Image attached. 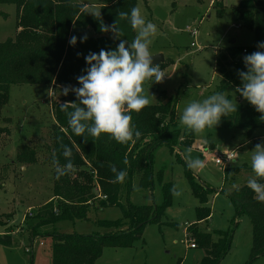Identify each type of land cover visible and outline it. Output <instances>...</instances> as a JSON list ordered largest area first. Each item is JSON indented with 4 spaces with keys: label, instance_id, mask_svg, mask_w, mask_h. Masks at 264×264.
Returning a JSON list of instances; mask_svg holds the SVG:
<instances>
[{
    "label": "rangeland",
    "instance_id": "rangeland-1",
    "mask_svg": "<svg viewBox=\"0 0 264 264\" xmlns=\"http://www.w3.org/2000/svg\"><path fill=\"white\" fill-rule=\"evenodd\" d=\"M74 1L86 4L87 10L92 12H97L98 4L102 2ZM239 1L136 2V9L146 21L155 25L150 51L153 54L161 53L166 63L161 69L165 73L162 81L151 84L146 81L145 90L149 87L153 95L150 104L157 102V94L161 90L174 99L176 122L181 130L184 127L179 117L183 107L193 99L203 100L216 92L220 79L216 70L218 51L231 44L251 47L255 43L253 31L236 20L234 6ZM219 2L221 8L217 5ZM15 21L14 4L0 3V41L15 35ZM80 31L87 36L94 34L91 27L81 28ZM109 36L115 38L111 31ZM64 86L68 85L13 84L10 86L9 100L1 109L0 126L8 130L0 136V234L8 232L12 241L9 245L0 243V264H50V237L43 233L103 234L112 229L98 222L121 218L128 204L160 205L163 196L156 175L160 169L161 180L172 181L174 191L170 204L159 220L146 224L141 238L132 246L104 247L94 264H201L204 249L198 246L191 248L189 244L193 239L185 235L187 227L195 222L198 201L190 191L184 164L187 165L188 159L196 158L201 159L205 167L188 168L199 182L212 189L207 200L211 207V218L199 226L209 231L235 227L230 249L219 264H264V254L249 259V218L246 215L234 217L233 204L226 195V192L255 177L250 167V156L257 143L264 144V127L254 129L249 138L244 137L237 128H205L200 134L193 133L194 140L190 146H177L178 156L170 153L167 146L161 145L156 149L152 161L155 177L151 189L139 188L135 180L128 195L122 185L118 204L104 207L90 204L86 218L45 223L38 227V234L32 236V227L38 221L36 213L46 205L53 206L57 200L53 196L54 167L49 153L53 140V101L64 96L61 94ZM50 92L54 95L51 96ZM233 92V86L229 85L224 93L233 99ZM68 95L76 99L72 92ZM234 98L237 105L246 101L241 96ZM208 143L214 145V150H204ZM21 144L37 148L34 162L15 160L17 146ZM228 150L235 152L236 160L223 166L215 163L213 156ZM224 168L230 171L226 177ZM96 186L102 193L95 182L93 187Z\"/></svg>",
    "mask_w": 264,
    "mask_h": 264
},
{
    "label": "trees",
    "instance_id": "trees-1",
    "mask_svg": "<svg viewBox=\"0 0 264 264\" xmlns=\"http://www.w3.org/2000/svg\"><path fill=\"white\" fill-rule=\"evenodd\" d=\"M136 2L102 0L98 4V11L92 12L87 10L86 4L74 0H0V3L14 4L16 18L15 35L0 41V118L1 109L9 100L11 85L79 86L76 77L82 75V69L86 67L85 55L90 51L98 53L100 49H114L122 39L130 44L136 30L119 13H130L132 8H136ZM217 5L221 8L220 2ZM234 13L238 22L253 31L255 43L251 47L231 44L218 51L216 70L220 79L216 92H225L229 85L233 86L234 91L240 86L237 70L246 71L242 57L258 51L257 43L264 41V0H240L234 6ZM115 23L123 36L116 37L113 33L115 38H112L109 36L110 31H101V24L110 26ZM86 27H91L94 34L86 35L87 39L81 43L80 37L85 34L80 29ZM73 35L77 37L74 46L68 42ZM165 64L164 61L158 64L160 70ZM235 96L240 97L239 93ZM228 97L230 99V95ZM69 101H74L69 95L53 101V140L49 160L54 167L53 196L57 200L53 206L46 205L36 213L38 221L32 227V236L37 235L38 227L45 223L86 218L90 204L99 207L118 204L122 185L128 195L135 180L139 188L151 189L155 177L152 161L156 149L165 145L170 153L178 156L175 148L190 146L194 140L193 133L178 127L176 102L167 97L164 90L157 94L156 103L142 108L139 113H131L132 123L141 132V136L124 144L116 142L107 133H101L98 138L87 133L83 137L75 135L68 124L67 112L72 109L62 111L59 106ZM258 127H264V121L260 120V113L245 101L238 104L236 113L227 118L222 117L215 128H237L244 137L249 138ZM7 130V127L0 126V136L6 134ZM64 145L71 149L69 157L63 155ZM36 155L35 146L21 144L17 146L15 160L31 163L36 160ZM69 161L71 169L57 177V164L63 168ZM181 161L184 162L183 159ZM114 166L126 171L127 175L122 182L115 181L111 170ZM223 171L225 177L230 172L228 168ZM160 173L161 169L156 175L163 196L162 203H130L121 218L98 222L111 228V231L103 234L43 233L50 237V264H94L106 246H132L141 238L146 224L158 221L171 202L174 186L172 181H162ZM184 174L192 195L198 201L195 206V222L187 227L186 236L193 239L191 243L194 247L204 249L201 264H219L230 249L235 227L209 231L199 226V223L211 217V207L207 200L212 189L199 182L186 164ZM93 182L99 184L105 198L96 197ZM260 182L264 183V180ZM226 195L233 204L234 217L246 215L249 218V259L253 260L264 254V202L256 198L247 183L226 192ZM11 241L8 232L0 234L1 244L9 245Z\"/></svg>",
    "mask_w": 264,
    "mask_h": 264
},
{
    "label": "clouds",
    "instance_id": "clouds-1",
    "mask_svg": "<svg viewBox=\"0 0 264 264\" xmlns=\"http://www.w3.org/2000/svg\"><path fill=\"white\" fill-rule=\"evenodd\" d=\"M127 18L131 27L137 30L132 42L120 40L114 49H100L99 52H89L84 56L86 67L83 74L76 77L79 86L68 85L61 89V94L72 92L76 99L65 102L60 106L67 112L68 124L77 136L85 133L99 137L107 133L120 144L139 138L141 132L132 123L131 113H139L148 106L153 95L145 90V82H161L163 73L158 64L152 62V52L149 46L155 33V25L141 15L140 11L132 8L130 13H119ZM100 16V13H99ZM101 31H111L116 37L123 36L116 23L110 26L101 24ZM87 36H81L84 42ZM69 44L74 46L77 37L71 36ZM127 45V46H126ZM258 51L245 54L242 57L246 71L237 70L241 84L235 88L233 99L218 91L203 100L193 99L188 102L180 113V124L188 132L200 134L205 128H215L222 117H230L238 109L235 94L245 99L255 111L260 113L264 121V41L257 43ZM149 84V86H150ZM63 155L69 157L71 149L63 146ZM250 156V167L255 174L249 178L247 186L256 194V198L264 202V144L257 143ZM229 161L236 157H228ZM55 162V160H54ZM189 168H204L201 159H188ZM71 169L69 161L63 168L57 164L56 176L64 175ZM116 182H122L127 173L123 169L112 167Z\"/></svg>",
    "mask_w": 264,
    "mask_h": 264
},
{
    "label": "built area",
    "instance_id": "built-area-1",
    "mask_svg": "<svg viewBox=\"0 0 264 264\" xmlns=\"http://www.w3.org/2000/svg\"><path fill=\"white\" fill-rule=\"evenodd\" d=\"M192 32L195 34L194 30H192ZM243 51H245V50H243ZM50 95L53 96L54 93L50 92ZM228 157H235V152L233 150H231V151L228 150V151H225V152H222V153H219V154H215L213 156V160L215 161V163L222 164V166H223L224 163H229L230 162ZM94 190L97 193L96 197L105 198V195H103L102 193L99 192V187L98 186L94 187ZM189 245H190V247H194L193 243H190Z\"/></svg>",
    "mask_w": 264,
    "mask_h": 264
},
{
    "label": "water",
    "instance_id": "water-1",
    "mask_svg": "<svg viewBox=\"0 0 264 264\" xmlns=\"http://www.w3.org/2000/svg\"><path fill=\"white\" fill-rule=\"evenodd\" d=\"M164 61V57L161 53L152 54V62L153 64H159Z\"/></svg>",
    "mask_w": 264,
    "mask_h": 264
},
{
    "label": "crops",
    "instance_id": "crops-1",
    "mask_svg": "<svg viewBox=\"0 0 264 264\" xmlns=\"http://www.w3.org/2000/svg\"><path fill=\"white\" fill-rule=\"evenodd\" d=\"M211 144H212V143H210V145H209V143H208V144H207L208 147H203L204 150H207V149H208V150H214L215 147H214V145H211ZM178 151H179V149L176 147L175 152L178 153ZM155 152H156V151H155ZM155 152H154V153H155ZM212 152H214V151H212ZM214 154H215V152H214ZM181 158H182V157H181ZM194 176H195V175H194ZM214 195H215V194H214ZM210 218H211V217H210ZM210 218H209V219H210ZM209 219H208V220H209ZM208 220H207V221H208ZM202 223H203V222H202ZM199 224H200V223H199ZM191 248H195V247H191Z\"/></svg>",
    "mask_w": 264,
    "mask_h": 264
}]
</instances>
